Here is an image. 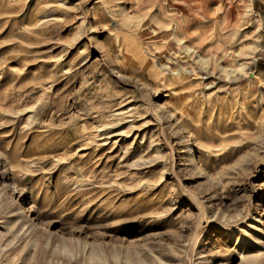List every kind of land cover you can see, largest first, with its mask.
I'll return each instance as SVG.
<instances>
[{
    "label": "rangeland",
    "instance_id": "1",
    "mask_svg": "<svg viewBox=\"0 0 264 264\" xmlns=\"http://www.w3.org/2000/svg\"><path fill=\"white\" fill-rule=\"evenodd\" d=\"M0 197V264H264V0H0Z\"/></svg>",
    "mask_w": 264,
    "mask_h": 264
},
{
    "label": "bare ground",
    "instance_id": "2",
    "mask_svg": "<svg viewBox=\"0 0 264 264\" xmlns=\"http://www.w3.org/2000/svg\"><path fill=\"white\" fill-rule=\"evenodd\" d=\"M122 71H121V69H118L117 71H116V73L115 74H119L120 75V73H121ZM121 76V75H120ZM7 120V119H6ZM5 129V128H4ZM1 132H3V131H1ZM7 135H9V134H7ZM9 137V136H8ZM10 140V139H9ZM8 141V140H7ZM6 142V141H5ZM9 143V142H8ZM8 151V150H7ZM6 154V153H5ZM7 155V154H6ZM1 198V197H0ZM3 205V204H2ZM5 206H7V204L5 205ZM6 209H4V205H3V207L2 206H0V214H1V212H3V213H5L6 211H5ZM5 211V212H4ZM2 213V214H3ZM19 226H21V225H19ZM18 226V227H19Z\"/></svg>",
    "mask_w": 264,
    "mask_h": 264
}]
</instances>
